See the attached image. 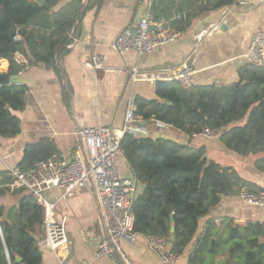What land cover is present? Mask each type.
<instances>
[{"label":"trees","instance_id":"1","mask_svg":"<svg viewBox=\"0 0 264 264\" xmlns=\"http://www.w3.org/2000/svg\"><path fill=\"white\" fill-rule=\"evenodd\" d=\"M64 1L45 0L40 7L36 0H0V61L9 62V76H18L26 66L18 55L30 66L42 64L61 75L58 56L72 42L84 12L104 0H90L87 6L84 0H70L61 6ZM236 1L154 0L152 13L156 22L165 20L169 28L182 34L197 18ZM238 76L237 82L227 86L188 90L175 81L158 83L156 99H134L136 116L148 125L155 123L152 120L163 122L189 138L206 128L220 132L225 151L253 158L254 169L264 175V68L246 64ZM27 92L21 84L0 85V137L11 139L21 133L15 113L25 109ZM121 148L133 176L144 186L133 207L138 233L167 238L173 242L170 252L178 256L192 247L188 264H264V223L240 227L224 220L221 231L210 219L197 238L201 220L223 197L238 196L243 189L264 193L263 188L244 179L239 169L209 159L205 146L126 132ZM55 153L54 141L42 139L25 148L17 170L28 171ZM12 182L9 171H0V198L9 193ZM14 194L21 196L17 205L0 207V264H41L42 208L26 191Z\"/></svg>","mask_w":264,"mask_h":264},{"label":"crops","instance_id":"2","mask_svg":"<svg viewBox=\"0 0 264 264\" xmlns=\"http://www.w3.org/2000/svg\"><path fill=\"white\" fill-rule=\"evenodd\" d=\"M70 0L61 3V6ZM90 0H84L87 6ZM242 2V3H241ZM151 0H104L100 6L85 11L80 28L71 35V43L58 56V75L44 65L30 66L18 55L25 68L18 75L20 84L28 88L26 106L15 115L21 121V133L11 139L0 137V171L17 169L23 159L25 148L48 138L56 144L58 153L71 160L75 152V133L86 128L124 127L125 115L131 99L140 96L156 99V86L129 84L128 71L138 67L141 71H153L161 67L180 66L189 61L195 69L194 86H227L239 80L242 66L236 58L248 51L253 35L264 29V0H237L232 6L197 18L191 28L182 33L172 44L158 48L152 54L138 57L133 51L124 57L112 49V43L122 32L133 28L149 9ZM167 23V21H162ZM222 22L213 36L198 41L204 28ZM94 55L105 56L107 67L121 70L106 74L100 70L86 69L85 63ZM9 62L0 61V75H8ZM144 131L140 137H169L195 147L205 146L207 157L222 161L241 171V176L264 189V175L254 169V159L242 158L225 151L219 142L220 135L203 134L189 138L170 126L158 127L155 123L141 121L136 125ZM236 161L233 164L230 160ZM234 165V166H233ZM239 165V166H238ZM122 176H133L124 157L119 160ZM144 186L140 184L139 194ZM48 198L57 202L56 219L66 221L69 244L58 251L43 249L41 264H122L121 260L97 259L98 242L103 237L99 224V209L91 187L73 195L64 196L61 189L49 190ZM21 196L8 193L0 198V207L7 209L17 205ZM213 219L221 231L222 221L232 220L245 227L249 222L264 223V209L246 204L241 197H223L211 214L200 222L199 238L207 221ZM43 229L38 232V238ZM122 249L131 264H163L151 251L144 239L135 243H123ZM180 257L177 264H188L189 253ZM223 260V257H218Z\"/></svg>","mask_w":264,"mask_h":264},{"label":"built area","instance_id":"3","mask_svg":"<svg viewBox=\"0 0 264 264\" xmlns=\"http://www.w3.org/2000/svg\"><path fill=\"white\" fill-rule=\"evenodd\" d=\"M153 3L154 0H151L149 9L135 27L124 30L112 43V49L121 57L131 51L140 58L148 56L158 48L174 43L181 35L169 28L167 23L155 21ZM222 24L213 23L201 30L197 36L198 41L213 36ZM236 61L242 66L253 64L264 68V29L253 35L248 51L237 57ZM106 62L105 56L94 55L86 61L85 68L100 70L106 74L121 72L119 69L107 67ZM195 74V69L187 61L180 66L161 67L153 71H141L138 67H133L128 71V78L132 87L138 83L156 85L175 81L188 90L194 86ZM136 111L134 99H131L121 130L108 126L78 130L75 133V152L71 160L55 153L28 171L9 170L13 180L9 193L26 191L42 208L43 235L38 243L40 250L56 252L69 244L66 221L59 222L56 219L58 203L46 199L45 193L58 188L63 190L64 196H69L91 187L98 204L99 224L104 233L97 245V259H119L122 264H131L123 252V243H135L144 239L148 248L160 257L163 264L179 262L181 256L170 252L171 242L167 238L142 235L135 229L133 207L139 195L140 183L134 176L120 174L119 160L123 157L121 142L124 134L130 132L138 137L144 134L136 126L142 121L136 116ZM152 121L161 128L168 126L157 120ZM214 133L221 134L208 128L201 134L208 137ZM239 196L246 204L264 209V193L243 189Z\"/></svg>","mask_w":264,"mask_h":264},{"label":"water","instance_id":"4","mask_svg":"<svg viewBox=\"0 0 264 264\" xmlns=\"http://www.w3.org/2000/svg\"><path fill=\"white\" fill-rule=\"evenodd\" d=\"M36 1L40 7H42L45 2V0H36ZM16 84H20L19 76L0 75V85H16ZM172 232H174V229H172ZM172 244L173 242L171 241V245ZM17 262H21V259L17 258Z\"/></svg>","mask_w":264,"mask_h":264},{"label":"rangeland","instance_id":"5","mask_svg":"<svg viewBox=\"0 0 264 264\" xmlns=\"http://www.w3.org/2000/svg\"><path fill=\"white\" fill-rule=\"evenodd\" d=\"M230 161H231L234 165L236 164V163H235L236 161H234L233 159L230 160ZM217 162L220 163V164L222 165V161H220V160L218 161V160H217ZM234 165H233V166H234ZM236 165H237V164H236ZM236 165H235V166H236ZM238 166H239V165H238ZM45 197H46V199H48V200L50 201V199H49L48 196H47V193H45Z\"/></svg>","mask_w":264,"mask_h":264}]
</instances>
